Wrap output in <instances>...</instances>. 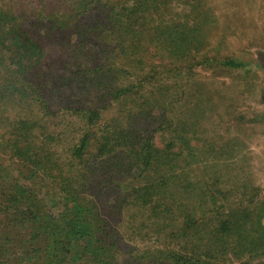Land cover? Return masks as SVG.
Here are the masks:
<instances>
[{"label":"trees","instance_id":"16d2710c","mask_svg":"<svg viewBox=\"0 0 264 264\" xmlns=\"http://www.w3.org/2000/svg\"><path fill=\"white\" fill-rule=\"evenodd\" d=\"M18 1L0 0V264H227L259 252L262 203L243 206L245 182L228 208L217 183L240 138L220 135L223 115L206 136L204 116H190L202 97L179 85L191 59L216 61L214 13L195 0H52L43 11L28 0L25 16ZM231 29L223 43L264 39L261 22ZM130 239L149 248L126 259Z\"/></svg>","mask_w":264,"mask_h":264},{"label":"rangeland","instance_id":"374dc122","mask_svg":"<svg viewBox=\"0 0 264 264\" xmlns=\"http://www.w3.org/2000/svg\"><path fill=\"white\" fill-rule=\"evenodd\" d=\"M52 0H40L37 5V11L47 9L49 2ZM28 0H19L20 6H23L25 16L32 13L28 10ZM196 6H201L204 10L202 13H211L216 18L208 21L207 24L218 26L216 38L213 44L218 43L219 49H212L207 56L216 61L210 62L212 68L203 59L201 67H193L195 62L192 61L190 73L183 76L179 81L182 84L190 82V93L201 96V103L196 109L193 107L194 98L190 97L189 103L192 108L191 117L196 119L198 115L202 117V126L207 135L212 134L209 129L208 118H214L217 127H220V135L223 138L238 137L239 146L242 151V156L237 157L236 161L228 164L227 168L222 171L225 172L226 177L220 178L217 183L224 184L228 187L229 194L227 207L233 204L236 200V194L231 186L241 187L245 182H248L246 198L243 200V206L258 212V207L251 203L253 198L256 203H262L260 214H264V39H256L253 41L237 39V36L227 37V42L223 43L220 39L230 29L233 30L239 25L253 24L257 25L258 22L264 23V20L258 14L264 11V0H195ZM27 5V6H26ZM211 12V13H210ZM255 15V16H253ZM213 18V17H212ZM204 20L201 19V22ZM230 28V29H229ZM231 29V30H232ZM261 36V35H260ZM263 37V36H262ZM226 41V39H225ZM220 42V43H219ZM213 47V46H212ZM226 58H232L242 65L240 68L221 67L217 64L218 61ZM212 60V59H211ZM179 88H181L179 86ZM197 115V116H196ZM227 123L219 125L220 116ZM207 120V121H206ZM254 121H257L255 125ZM227 126V128H225ZM102 205L103 218L110 221L114 228L122 223L119 216H115L113 210L107 211ZM264 216V215H263ZM212 215H207V218ZM260 221L261 229L259 230L258 239L253 248L259 250L257 253L250 251L249 254L241 253L240 256L232 258L225 257L224 260L227 264H264V217L256 219ZM126 246H123V254L125 258L129 259L133 250L149 248L148 243L143 241L130 239L124 241ZM260 248V249H259ZM262 249V250H261ZM139 262V261H138ZM142 264H145L144 262Z\"/></svg>","mask_w":264,"mask_h":264}]
</instances>
